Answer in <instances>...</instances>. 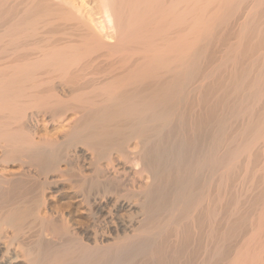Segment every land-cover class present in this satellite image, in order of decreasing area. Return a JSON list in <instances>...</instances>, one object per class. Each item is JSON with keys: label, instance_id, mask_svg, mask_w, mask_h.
I'll list each match as a JSON object with an SVG mask.
<instances>
[{"label": "bare ground", "instance_id": "bare-ground-1", "mask_svg": "<svg viewBox=\"0 0 264 264\" xmlns=\"http://www.w3.org/2000/svg\"><path fill=\"white\" fill-rule=\"evenodd\" d=\"M0 264H264V0H0Z\"/></svg>", "mask_w": 264, "mask_h": 264}, {"label": "rangeland", "instance_id": "rangeland-1", "mask_svg": "<svg viewBox=\"0 0 264 264\" xmlns=\"http://www.w3.org/2000/svg\"><path fill=\"white\" fill-rule=\"evenodd\" d=\"M88 1H90V0H88ZM91 1H93V0H91ZM51 133H52V132H50V134H51ZM61 200H62V201H60V202L65 201L64 199H61ZM73 218H74V217H73ZM78 219H79V220L82 219V220H80V221H83L84 217H76V218H75L76 221H79Z\"/></svg>", "mask_w": 264, "mask_h": 264}]
</instances>
